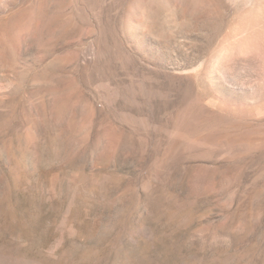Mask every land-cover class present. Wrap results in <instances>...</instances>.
<instances>
[{
	"label": "rangeland",
	"instance_id": "374dc122",
	"mask_svg": "<svg viewBox=\"0 0 264 264\" xmlns=\"http://www.w3.org/2000/svg\"><path fill=\"white\" fill-rule=\"evenodd\" d=\"M0 264H264V0H0Z\"/></svg>",
	"mask_w": 264,
	"mask_h": 264
}]
</instances>
